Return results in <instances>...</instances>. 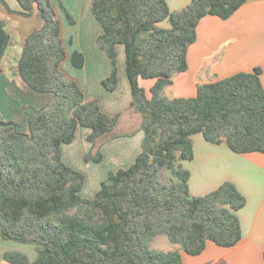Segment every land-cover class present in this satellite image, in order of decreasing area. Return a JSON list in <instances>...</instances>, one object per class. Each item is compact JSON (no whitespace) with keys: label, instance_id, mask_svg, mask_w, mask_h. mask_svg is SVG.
<instances>
[{"label":"trees","instance_id":"obj_1","mask_svg":"<svg viewBox=\"0 0 264 264\" xmlns=\"http://www.w3.org/2000/svg\"><path fill=\"white\" fill-rule=\"evenodd\" d=\"M12 15L37 13L43 27L31 33L18 61L23 88L53 99L27 120V131L0 114V240L33 245L32 264H184L182 252L201 255L208 242L223 248L243 238L238 212L247 205L237 186L224 182L199 197L190 193L191 174L181 161L195 159L192 137L202 134L233 153L264 154V68L198 85L194 98L164 94L174 77L188 70V51L206 16L230 19L250 0H191L172 12L166 0H93L102 26L97 37L110 59L108 92L119 83L117 46L126 49L131 109L142 117V152L128 169L110 172L92 200L82 197L86 176L62 159V146L88 128L95 152L86 162L101 163L102 147L116 138L121 114H105L98 99L87 100L79 84L61 70L67 58L62 25L52 5L59 0H17ZM69 22L75 24L61 5ZM168 21L169 28L160 24ZM0 21V72L12 38ZM83 66V62L82 65ZM142 80H153L148 91ZM169 171L165 183L162 173ZM165 236L179 249H155ZM7 264H31L19 252L4 254Z\"/></svg>","mask_w":264,"mask_h":264},{"label":"crops","instance_id":"obj_2","mask_svg":"<svg viewBox=\"0 0 264 264\" xmlns=\"http://www.w3.org/2000/svg\"><path fill=\"white\" fill-rule=\"evenodd\" d=\"M6 1L12 10L22 11L17 0ZM166 1L172 12L187 8L191 3V0ZM92 3L93 0L52 2L62 25V40L67 52L61 70L79 84L87 100L98 99L105 114H121L114 130L116 138L102 147L104 159L101 163L85 161L87 154L95 152L88 141L91 134L88 128L79 127L74 142L62 146L65 164L86 176L81 195L88 200L95 197L110 172L128 169L134 164L142 152L145 137L140 129L142 117L131 109L132 88L127 76L126 49L123 45L116 48L119 66L117 89L108 92L102 85V81L110 75L111 62L95 45L103 29L92 12ZM61 5L75 24L69 22ZM0 21L5 22V29L12 38V45L3 59L4 69L0 72V114L7 121L18 122L21 131L26 132L27 120L53 99L52 95H36L25 90L18 76V61L25 41L44 24L37 13L30 17L12 15L1 3ZM100 62L101 65L98 64ZM257 68H264V0L248 1L228 20L216 16L204 17L197 28V41L188 51V70L176 75L173 85L164 94L170 99L194 98L198 85L215 83L238 73H252ZM261 81L264 86V74ZM154 84L153 80L141 81V86L148 93ZM241 158L236 168L232 169V164L227 165L224 182L234 183L247 199L246 207L238 213L242 240L233 248H221L208 242L205 251L197 257L181 251L184 264H264V154L249 153L241 155ZM179 248L173 245V249ZM7 252L26 254L31 264L37 259L35 246L25 247L13 241L0 240L1 262Z\"/></svg>","mask_w":264,"mask_h":264},{"label":"rangeland","instance_id":"obj_3","mask_svg":"<svg viewBox=\"0 0 264 264\" xmlns=\"http://www.w3.org/2000/svg\"><path fill=\"white\" fill-rule=\"evenodd\" d=\"M171 8H173L172 5ZM161 26H170V24L168 21H164L161 23ZM95 45L97 46L98 44L96 43ZM101 53L105 55L102 51ZM98 64L101 65V62ZM192 140L193 143H195V159L191 162L181 161L180 163L182 167L191 174V195H193V197H199L216 190L219 187L218 185L223 184L224 172L227 171V169H225L227 165L232 164V169H234L242 161V158L241 155L233 153L225 144L213 145L206 142L202 134L194 135ZM162 180L165 183H169L171 180V173L169 171H164L162 173ZM13 243L25 247H34L33 245H25L17 242ZM154 248L168 251L173 249V245L165 236H162L156 240ZM2 262L3 264H7L4 257H2ZM220 264H222V262Z\"/></svg>","mask_w":264,"mask_h":264},{"label":"built area","instance_id":"obj_4","mask_svg":"<svg viewBox=\"0 0 264 264\" xmlns=\"http://www.w3.org/2000/svg\"><path fill=\"white\" fill-rule=\"evenodd\" d=\"M0 264H3V263L0 261Z\"/></svg>","mask_w":264,"mask_h":264}]
</instances>
